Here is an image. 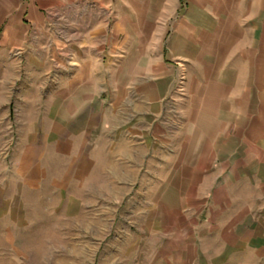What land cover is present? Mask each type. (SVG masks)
<instances>
[{"label":"crops","instance_id":"crops-1","mask_svg":"<svg viewBox=\"0 0 264 264\" xmlns=\"http://www.w3.org/2000/svg\"><path fill=\"white\" fill-rule=\"evenodd\" d=\"M0 119L9 232L141 185L144 264H264V0H0Z\"/></svg>","mask_w":264,"mask_h":264},{"label":"rangeland","instance_id":"rangeland-1","mask_svg":"<svg viewBox=\"0 0 264 264\" xmlns=\"http://www.w3.org/2000/svg\"><path fill=\"white\" fill-rule=\"evenodd\" d=\"M16 131L15 119H0V164L8 161L11 165ZM142 174L139 171V177ZM136 188L138 198L123 202L116 216L111 210L104 219L96 214L55 219L57 224L42 219V224L28 225L19 232H9L0 226V264H144L147 254L151 256L160 250L162 235L156 231L147 234L145 225L151 219L140 211L146 207L143 195L148 188L141 185ZM166 220L177 219L154 218V229ZM103 222L105 232H101Z\"/></svg>","mask_w":264,"mask_h":264}]
</instances>
